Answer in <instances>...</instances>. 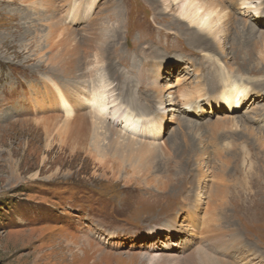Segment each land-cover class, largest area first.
<instances>
[{"label":"rangeland","instance_id":"rangeland-1","mask_svg":"<svg viewBox=\"0 0 264 264\" xmlns=\"http://www.w3.org/2000/svg\"><path fill=\"white\" fill-rule=\"evenodd\" d=\"M23 1L0 0V264H202L207 255L233 262L220 250V239L210 238L213 244L204 239L200 243L201 237L192 236L183 226L192 223L191 217L195 230L198 223L203 226V210L211 196L222 199L224 207L218 202L214 207L226 240H232L237 232L242 234L246 248L238 264H264V191L250 196L264 186L256 174L252 176L253 167L259 163L258 173L264 181V64L258 63L252 34L244 36L246 40L239 39L230 28L224 57L209 41L202 42L189 35L186 28L181 29L174 18L162 13L155 0H97L92 16L102 30L115 25L112 15L123 13L120 44L126 61L112 59L102 64L78 56L82 68L76 73L77 79H69L61 70L48 72L50 69L35 56L34 44L42 41L47 31L41 22L45 15L28 10ZM52 2L54 10L50 14L64 20L68 9L65 0ZM230 11L236 8L232 6ZM260 12L264 13V7ZM247 26L257 36L264 31V17L247 16ZM241 40L247 44V51L254 53L246 65L236 45ZM49 55L45 53L44 60ZM256 63L259 74L245 69L247 65L254 69ZM154 72L164 78H160V86L169 88L177 100L214 98L226 92L220 86L223 74L254 86L255 92L262 94L254 95L255 101L248 100L232 113L228 106H219L216 101L206 104L201 99L202 109L197 112L171 103L166 106L167 115L161 114L165 110L158 112L164 129L161 136L153 137L155 142L149 143H167L169 152L147 161L145 168L153 171L159 167V173L152 178L160 181L164 176L165 181L167 172L161 175L165 159V169L174 173L172 178L181 185L164 206L156 204L160 201L153 185L144 188L130 182L132 169L118 173L115 180L109 173L107 178L101 177L98 165L86 161L83 155L73 159L68 150L60 152L57 142L48 148L45 132L35 124L47 116L65 115L53 96L52 102L46 100L50 104L42 102L38 106L34 101L36 94L42 97L48 92L47 87L55 91L53 80L69 92L87 96L94 90L91 83L100 80L110 84L118 102L134 113L156 112L160 104L153 101ZM229 90L234 93L232 87ZM51 104H57L56 108ZM90 110L87 103L80 107L85 116H90ZM230 116L239 122V131L211 128ZM122 126L114 129L119 131ZM92 131L91 127L90 134ZM99 132L105 147V130ZM202 167L210 177L221 174L224 186L214 181L205 183L204 204L195 214V195L183 202L193 186L184 187L185 182L192 184L196 180ZM191 240L197 241L191 245ZM169 255L175 259L163 258Z\"/></svg>","mask_w":264,"mask_h":264},{"label":"bare ground","instance_id":"bare-ground-1","mask_svg":"<svg viewBox=\"0 0 264 264\" xmlns=\"http://www.w3.org/2000/svg\"><path fill=\"white\" fill-rule=\"evenodd\" d=\"M52 1L54 0L23 1L25 7H27L28 10H38L39 12H42V15H45L42 16L43 19L41 22L45 23L46 25V34L43 36V40L41 38L42 41H40L38 44H34V47L37 50L35 51L37 53L35 56L42 61V64L45 65V67L50 69L48 72L56 73L58 72L57 70H61V73L64 72L65 76L68 75L69 79H77L75 77L77 76L76 73L82 68L81 63L78 61V56H83V59L93 58L94 62L102 64H105L112 59L126 61V59L123 57L125 50L120 44V40L123 37V23L125 22L123 19V13L121 11L115 13L111 17L115 21V25L107 28L106 30H102V26L100 25L99 21L96 20L94 16H92L97 0H65V6L68 7V9L64 14L66 15L64 16V20H61L62 17H54L52 14H50L52 10H54ZM263 2L264 0H155V3L161 7L162 13L174 18L181 29L186 28V30L189 31V35H193V38L195 39H199L202 42L206 40L209 41L210 44L213 45L211 47H213L215 52L223 54L224 57L226 40L229 37L230 28L235 27V29L232 28V30H234L235 34L239 36V39L246 40L244 36L247 37V35L252 34V37L250 38L251 43H253V46H255L254 50L260 59V62H258L260 64H264V31H262L257 36H254V29H250L247 26V16L253 15L258 18L264 17V13L260 12V10L264 7ZM232 6L236 8L235 12L230 11V7ZM140 11L142 10L139 9V12ZM241 27L242 29H240ZM236 45L239 53L242 55V58L245 59L244 65L249 64L253 59L254 53H249L247 51V44H245L242 40ZM125 46L130 49V45L127 44V42ZM45 53L46 55L50 54L46 60H44ZM249 58L250 61H247ZM256 66L259 65L256 63L255 68L253 69L247 65L245 69H252V73L257 72L259 74L260 70H258ZM157 68L161 75V68H159V66H157ZM160 78L163 77H159V74L154 72V76L152 77L154 82L153 101L160 104V109L153 113L140 114L134 113L128 107H125L119 103L115 96V92L111 88V85L106 82L100 80L98 82H92L91 85L93 86L94 90L89 96H87L84 93L77 91L69 92L64 88L57 86L58 81L53 80L55 91L47 87L48 92L42 96L43 98L38 97V94H36L37 96L34 97V101L38 106L42 102L50 104L47 103L46 100L48 102H52L54 97V101L58 100L61 104L60 108L64 111L65 115L47 116L39 121L37 120L35 124L41 127V129H43L45 132L47 139L49 140V145H46L49 146L48 148H52V145L57 142L60 152L63 153L68 150L71 158L78 157V155H83L86 161L98 165V169L102 173L101 177L104 178H107L109 173L112 177H114L113 179L115 180L117 179L118 173H123L124 170H128L130 168L132 169V171L129 172L132 173L130 182L143 185L144 188H149L150 185H153L157 189V200L160 201L156 202V204H160L158 206L167 205L171 202V198H174V195H176V187L181 186L180 181L174 180L172 177L175 174L169 173L165 169V159L164 171L161 174L165 175V172H167L168 175L166 176L165 181L162 180L164 176H162L160 181L152 178L154 175L159 173V167L153 171H151L152 168H145L147 161L152 162L158 158L165 157L169 152V148H167L168 146L166 145L167 143H149L155 142L154 138L159 137L158 135L161 136L160 131L164 129L163 121L159 118V116H157L158 112L165 110V112L162 111L161 114L164 116L167 115L166 106H168L169 103H171V105L177 104L182 108L185 107V110L189 112H197L198 110L202 109L200 105L201 101L198 100L201 99L202 101L204 100L206 104L211 105L212 101H216L218 105L222 104V106H228L229 111L232 113L235 112L236 109L242 108L248 100H250V102L255 101L252 99L254 95L260 97L262 94H257L253 89L254 86L249 84L245 85L241 82H235L230 76L223 74V77L220 81V86L223 89L226 88V92L217 94L214 98L208 97L202 99V97H200L196 100H193L184 97L177 100L173 97V92H169V88L165 89L164 87L160 86V82L163 81ZM98 83H101V85L98 86ZM206 83L208 85L212 84V82L207 81ZM229 87L233 88L234 93H231ZM196 88L198 87L196 86ZM250 90H253V92ZM83 103H87L88 107L92 109L90 110V116H85L84 112H80V107ZM51 106L56 108L57 104H51ZM24 121L30 122V120ZM119 125L123 126L118 131L116 129H118ZM91 127L93 131L90 134L89 131ZM220 127L226 129L231 128L236 131H239L240 129L239 122L235 117L232 116L227 117L226 122L221 121L215 126H211V128ZM100 129L105 130L104 136H106L108 139L105 147L101 145L102 141L104 140L101 139L102 135H100ZM191 129L192 128H190V131L193 132V129ZM214 130L216 131V129ZM109 136L111 137V141ZM89 138H91V141ZM86 141H88V143ZM262 146H264V142ZM154 156L156 158L151 160ZM159 163L160 161L157 162V165ZM261 166L263 167L264 164ZM252 170L254 171L252 176L256 174L259 177L260 182L264 185V181L261 178V173H258L259 163H257V167H253ZM14 171L18 172L17 169ZM185 174L186 173H183V175ZM14 175L16 176V179L19 178L18 175ZM209 175L210 173L204 171L202 167L201 173H198L196 180L192 182V184L190 181V183L185 182L186 184L184 189L189 185L193 187L190 186L192 190H190L188 193L186 192L187 196L183 199V202L189 201V198H192L193 195H195V197H193L194 206L192 207L195 214L202 210V205L204 204L202 200L203 189L206 186L204 185L205 183L214 181L216 184L224 186V183H222L223 176L221 174L213 175L212 177ZM262 190L264 191V186H261L255 192H251L250 196L261 194ZM181 194L182 192L179 193V195ZM166 195L169 196L167 197ZM176 197L177 196H175V198ZM219 199L220 198L215 199L213 196H211L210 204L207 205L205 210H203V222H201V224L203 223V226L198 223L196 228L198 230H195L194 228L193 224L195 223V220L192 217L190 218L192 223L187 222L186 225L183 226L188 230V232L191 233L192 236L196 238L201 237L199 241L200 243H203L202 240L204 239L206 243L213 244L215 241L220 239V250H224V257H229L233 261L229 262L225 259L216 260L214 259L216 257L211 259L207 255L205 261H203L202 264H238L241 263L240 256L244 253V249L246 247L244 246L243 241H241V239H243L241 232H237V234L234 236L232 235V240H229L230 238L226 240L227 236L222 231V227L220 225L221 219H219L218 213L214 207V203L216 202L219 203L220 207H224L220 201L222 199ZM150 209H147L148 212H150ZM147 210L143 211L146 212ZM200 226L202 230L199 228ZM199 229L202 231L201 235L199 234ZM210 238L215 241H211L212 239L209 240ZM196 241H192L190 244L192 245ZM230 243L237 245L236 247L230 246ZM200 250H202V248ZM170 257L171 259H175V257L170 255L163 258L169 259Z\"/></svg>","mask_w":264,"mask_h":264}]
</instances>
